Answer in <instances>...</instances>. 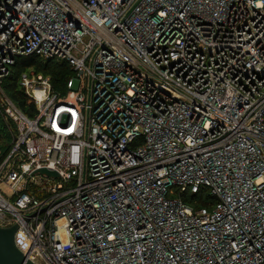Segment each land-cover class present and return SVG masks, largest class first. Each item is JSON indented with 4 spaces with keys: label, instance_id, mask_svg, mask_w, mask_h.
I'll return each instance as SVG.
<instances>
[{
    "label": "built area",
    "instance_id": "2783aa9c",
    "mask_svg": "<svg viewBox=\"0 0 264 264\" xmlns=\"http://www.w3.org/2000/svg\"><path fill=\"white\" fill-rule=\"evenodd\" d=\"M27 56L74 72L20 73L34 116L2 88ZM0 103L26 259L264 264V0H0Z\"/></svg>",
    "mask_w": 264,
    "mask_h": 264
},
{
    "label": "trees",
    "instance_id": "16d2710c",
    "mask_svg": "<svg viewBox=\"0 0 264 264\" xmlns=\"http://www.w3.org/2000/svg\"><path fill=\"white\" fill-rule=\"evenodd\" d=\"M33 67L36 71H41L45 74H49L52 78L54 90H64L66 80L71 77L74 72L70 66L66 63H57L54 61H44L36 56L20 57L17 59L16 64L11 68L10 75L4 80L2 88L8 94L14 102L20 107L27 115L34 116L36 113V108L34 102H30L26 94L18 87L17 80L20 73L28 68ZM0 110H4L0 103ZM14 126L5 122L0 117V143H4V148L2 147L0 151L1 157H4L7 151L6 144L11 140L12 136L9 134L13 130ZM11 147V146H10ZM3 150L6 152L3 155ZM10 150V148H9ZM0 157V160L3 159ZM4 160V159H3ZM2 160V161H3ZM2 162L0 161V164ZM182 198L195 206H209V197L205 193L190 194L185 193Z\"/></svg>",
    "mask_w": 264,
    "mask_h": 264
},
{
    "label": "water",
    "instance_id": "95a60500",
    "mask_svg": "<svg viewBox=\"0 0 264 264\" xmlns=\"http://www.w3.org/2000/svg\"><path fill=\"white\" fill-rule=\"evenodd\" d=\"M36 173L58 177V173L47 168H40ZM18 225L0 226V264H35L26 259L25 254L15 244V232Z\"/></svg>",
    "mask_w": 264,
    "mask_h": 264
},
{
    "label": "rangeland",
    "instance_id": "374dc122",
    "mask_svg": "<svg viewBox=\"0 0 264 264\" xmlns=\"http://www.w3.org/2000/svg\"><path fill=\"white\" fill-rule=\"evenodd\" d=\"M76 86H77V81H76ZM0 117L5 121V122H8L10 125H13L14 126V122L11 120V119H9V118H6V115H5V111L4 110H0ZM9 134H11V136H12V131L9 133ZM11 142H12V138H11V140L8 142V144H6V149H5V151H7V153L3 150V155L5 154V156L4 157H1V158H5L6 156H7V154H8V152H9V148H10V144H11ZM4 148V143L1 141V143H0V149L1 148ZM2 151H0V153H1ZM3 159H1L0 161L2 162V160ZM0 189L3 191V192H5L7 195L8 194H10V188L6 185V184H4V183H0Z\"/></svg>",
    "mask_w": 264,
    "mask_h": 264
}]
</instances>
